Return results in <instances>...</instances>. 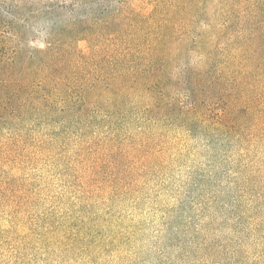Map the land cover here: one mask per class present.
I'll return each instance as SVG.
<instances>
[{
	"label": "trees",
	"instance_id": "trees-1",
	"mask_svg": "<svg viewBox=\"0 0 264 264\" xmlns=\"http://www.w3.org/2000/svg\"><path fill=\"white\" fill-rule=\"evenodd\" d=\"M242 1L0 0V161L21 170L28 153L58 160L69 178L59 196L65 212L50 218L45 238L100 246L108 236L98 239L96 225L112 221L117 201L136 208L170 151L200 142L231 162L223 171L236 190L231 202L219 199L222 180L189 169L176 192L188 193L177 200L193 214L170 244L192 254L184 244L192 228L206 250L202 216L219 200L236 224V244L219 248L238 264H264V251L251 263L243 246L255 232L264 239V189L255 188L250 156L264 147V0ZM211 179L202 193L199 182ZM32 184L0 170V196L18 211L32 201ZM193 186L202 192L191 196ZM162 210L158 226L171 228L177 208ZM144 222L125 213V246Z\"/></svg>",
	"mask_w": 264,
	"mask_h": 264
},
{
	"label": "rangeland",
	"instance_id": "rangeland-1",
	"mask_svg": "<svg viewBox=\"0 0 264 264\" xmlns=\"http://www.w3.org/2000/svg\"><path fill=\"white\" fill-rule=\"evenodd\" d=\"M248 4V0H243L241 3L243 6ZM80 45L86 47V42L82 41ZM191 148V151L181 153L170 151L167 168L151 174L150 184L140 195L141 200L136 208L132 205L134 203L129 198L125 200L124 196L115 204L116 215L112 221L99 222L96 225V230L105 234L98 239L109 237L113 232L110 235V241L113 242L108 244L107 237L104 242H100V246L91 244V248L84 250L81 248L83 243L71 245L67 240H49L51 234L49 238L43 235L49 226L50 218L56 222L65 212L63 209L65 204L59 203V196L64 192L68 194V191L64 190V185L69 178L63 170L61 161L35 160L30 158L28 153L24 155V165L20 170L12 163L1 160L0 170L5 169L16 174L21 172L32 179L33 184L28 194L33 196V199L24 206L23 210L18 211L8 197L0 196V264H238L240 259L238 261L230 259L231 255H225L224 248H219L220 244H226L232 249L236 244L231 243L236 237V224L231 219L230 206L222 204L219 200L209 202L208 212L202 216L207 222V227L203 228L206 250L195 247L198 242L190 235H194L192 228L184 241L187 251L195 248L192 254L183 252L182 248L180 252L179 246L170 244V241L175 239L172 233H175L177 227H179L178 231L186 228L185 224L190 214H193L190 202L182 207L177 200L185 197L188 198L187 200L191 199L187 196L188 193L186 194L184 189L179 193L176 192L182 180L187 182L189 169H199L200 172L205 171V173L214 172L216 174L214 181L221 179L223 185L220 193H217L219 199L231 202L230 192L236 190L235 186L226 181L228 175L223 171L225 168H230L231 162L226 161L223 156L216 158L200 142L194 143ZM5 152L6 150L0 146V156H6ZM234 153L228 151L229 157L233 158ZM250 156L254 168L259 172L255 178L258 182L255 188L264 189V147L255 149ZM210 162L214 163L212 167ZM231 170L235 169L231 168ZM214 181L212 182V179L200 181L199 183L204 184L205 190L202 192L193 186L190 195L208 193L209 187L214 186ZM247 197L248 195L245 196L246 200ZM173 206H176L179 215L175 216L171 228L162 229L158 226L164 213L162 208ZM262 207L264 208V204ZM226 208L229 212L221 214L220 210L225 212ZM125 213L145 219L144 229L135 241L129 242L126 246L125 240H122L124 237H120L121 226L125 224ZM260 236V231L255 232L243 244L246 257L251 263L264 251V239ZM163 253L165 256L162 258L160 255Z\"/></svg>",
	"mask_w": 264,
	"mask_h": 264
}]
</instances>
